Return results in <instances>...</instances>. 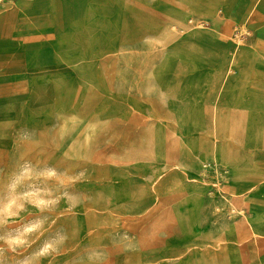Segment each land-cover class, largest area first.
<instances>
[{
    "label": "rangeland",
    "instance_id": "374dc122",
    "mask_svg": "<svg viewBox=\"0 0 264 264\" xmlns=\"http://www.w3.org/2000/svg\"><path fill=\"white\" fill-rule=\"evenodd\" d=\"M227 3L264 9V0ZM247 20L229 36L242 49L256 47ZM219 49L212 45L209 103L197 101L195 87V103L173 105L142 70L155 61L153 49L119 53L110 105L129 114L114 129L91 130L89 98L62 105L24 95L11 103L0 89V264H234L230 227L264 229V205L250 193L252 130L264 128V111L229 108L244 106L250 84L264 86V72L244 55L225 87ZM107 67L99 65L100 78Z\"/></svg>",
    "mask_w": 264,
    "mask_h": 264
},
{
    "label": "crops",
    "instance_id": "0c3cea01",
    "mask_svg": "<svg viewBox=\"0 0 264 264\" xmlns=\"http://www.w3.org/2000/svg\"><path fill=\"white\" fill-rule=\"evenodd\" d=\"M231 9L227 0H13L0 3V89L7 93L6 100L11 103L18 102L24 95L43 97V104L62 105H86L89 98L91 103L88 104L93 109L89 116L91 130L98 131L100 125L114 129L116 121L124 119L129 112H116L110 105L117 103L111 98V87L115 86L111 63L119 53L141 52L149 47L154 50L156 59L142 70L160 89L161 96L164 94L172 105L195 103V87H198L202 88L203 95L198 96L197 101L209 103L204 92L211 82L212 45L221 48L218 74L226 76L225 87L235 84L231 78L240 72L236 61L244 55L253 59L264 72V9L253 8L249 12ZM239 19L251 21L249 29L253 38L248 44H255V48L242 49L231 41L229 36ZM212 24L215 31H211ZM180 56L184 57L180 59ZM101 64L108 65L107 76L103 78L99 76ZM188 88L192 89L190 94L179 96L182 89ZM21 89H26V93ZM246 90L251 95L239 101L244 106L229 109H246L252 114L264 111L257 106L264 104V86L255 82ZM105 103L106 111H99L100 104ZM122 106L129 107L128 104ZM80 116L63 114L60 118L70 121L81 119ZM252 131L256 150L253 154H258L253 156L251 200L264 205V156H259V152L264 153V128ZM261 223L264 225V221ZM239 230L248 235H237ZM228 231V257L232 263L264 264V229L254 233L253 227L236 223Z\"/></svg>",
    "mask_w": 264,
    "mask_h": 264
},
{
    "label": "built area",
    "instance_id": "2783aa9c",
    "mask_svg": "<svg viewBox=\"0 0 264 264\" xmlns=\"http://www.w3.org/2000/svg\"><path fill=\"white\" fill-rule=\"evenodd\" d=\"M13 0H0V3H6V2H11Z\"/></svg>",
    "mask_w": 264,
    "mask_h": 264
}]
</instances>
